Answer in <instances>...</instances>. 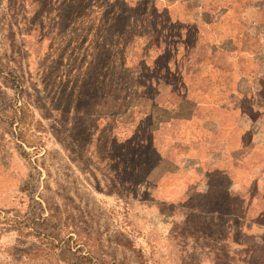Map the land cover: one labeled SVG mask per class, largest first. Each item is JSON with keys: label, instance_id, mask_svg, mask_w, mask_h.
<instances>
[{"label": "rangeland", "instance_id": "374dc122", "mask_svg": "<svg viewBox=\"0 0 264 264\" xmlns=\"http://www.w3.org/2000/svg\"><path fill=\"white\" fill-rule=\"evenodd\" d=\"M190 3L218 25L178 1L0 0V264H264L239 168L209 159L238 150L231 106L264 110V0Z\"/></svg>", "mask_w": 264, "mask_h": 264}, {"label": "crops", "instance_id": "0c3cea01", "mask_svg": "<svg viewBox=\"0 0 264 264\" xmlns=\"http://www.w3.org/2000/svg\"><path fill=\"white\" fill-rule=\"evenodd\" d=\"M166 1L169 4L163 7L171 16L174 15V8L172 7L178 1L179 4L182 3L184 5L185 9H188V12L182 18L193 14L196 20L204 21L203 15L208 13L211 16V23L213 25L217 26L219 23V10L215 4H210L209 8H205V5L201 6L200 3L191 4L192 0ZM229 14L230 12L227 11V15ZM209 42L213 43L212 40H209ZM250 104L249 106L251 107ZM244 110L242 106L233 105L228 117L229 124L227 125V130L231 128L228 130V133H234L235 137L239 138L238 152L225 148L224 143L229 142L227 141L228 139L222 142L216 141L214 145L215 150L209 159L212 163H216L218 161L217 156H220V152L222 151L225 154V161H233L232 163L239 168L238 177L233 182L232 180H228L226 184L228 192L231 195L237 196L243 206V212L238 216V229L244 235L264 236V157L260 160V166L257 171H255L253 164L248 163V160L250 161L254 157L253 152L256 146L261 145L260 155H264V110L259 109L256 105L254 107V111L257 112L256 115H246ZM225 138L223 137V139ZM236 148L235 146L234 149ZM256 205L259 206L256 207Z\"/></svg>", "mask_w": 264, "mask_h": 264}]
</instances>
